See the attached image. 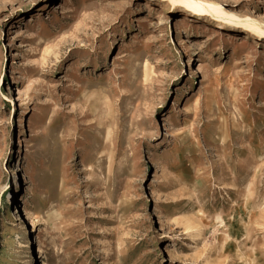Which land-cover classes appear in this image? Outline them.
<instances>
[{"label":"rangeland","instance_id":"1","mask_svg":"<svg viewBox=\"0 0 264 264\" xmlns=\"http://www.w3.org/2000/svg\"><path fill=\"white\" fill-rule=\"evenodd\" d=\"M200 1L264 27V0ZM41 259L264 264V37L168 0H0V264Z\"/></svg>","mask_w":264,"mask_h":264},{"label":"bare ground","instance_id":"2","mask_svg":"<svg viewBox=\"0 0 264 264\" xmlns=\"http://www.w3.org/2000/svg\"><path fill=\"white\" fill-rule=\"evenodd\" d=\"M172 4H179L182 8L185 10H190L192 13L196 14H207L208 16H211L213 18H217L220 21H225L227 23H235L244 28V30H249L252 32V35L254 36H262L264 37V27L261 25L251 21V20H245V21H236V19L226 17L225 14H223L221 11L217 10L210 4H206L200 0H168ZM24 212H26L24 210ZM27 215V212L25 213ZM215 220H218V217L215 218ZM189 220L186 221L185 229H192L193 232L198 233V228H196V225L192 224L191 222L188 223ZM216 222V221H215ZM40 244V243H39ZM38 251L41 252L40 246L38 247ZM40 264H45V262L41 259L39 261Z\"/></svg>","mask_w":264,"mask_h":264}]
</instances>
